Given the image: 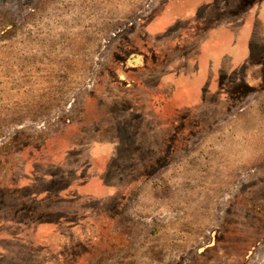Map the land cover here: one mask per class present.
Returning a JSON list of instances; mask_svg holds the SVG:
<instances>
[{"label": "rangeland", "instance_id": "rangeland-1", "mask_svg": "<svg viewBox=\"0 0 264 264\" xmlns=\"http://www.w3.org/2000/svg\"><path fill=\"white\" fill-rule=\"evenodd\" d=\"M0 264H264V0H0Z\"/></svg>", "mask_w": 264, "mask_h": 264}, {"label": "crops", "instance_id": "crops-1", "mask_svg": "<svg viewBox=\"0 0 264 264\" xmlns=\"http://www.w3.org/2000/svg\"><path fill=\"white\" fill-rule=\"evenodd\" d=\"M193 12H194V11H193ZM226 70H228V71H229V70H231V69H230V67H229V68L227 67V68H226ZM165 102H166V101H165Z\"/></svg>", "mask_w": 264, "mask_h": 264}]
</instances>
